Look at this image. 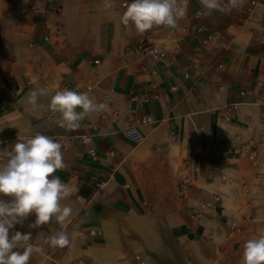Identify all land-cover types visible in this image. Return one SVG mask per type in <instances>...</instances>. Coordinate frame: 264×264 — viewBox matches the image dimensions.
<instances>
[{"label":"crops","instance_id":"1","mask_svg":"<svg viewBox=\"0 0 264 264\" xmlns=\"http://www.w3.org/2000/svg\"><path fill=\"white\" fill-rule=\"evenodd\" d=\"M111 3L0 0V164L18 140L52 137L73 210L63 225L32 227L29 214L9 236L31 233L43 249L29 264H242L264 230V0L202 18L201 0H179L175 29L144 33L121 23L131 0ZM40 88L108 108L68 130L49 95L28 103ZM61 228L69 245L49 247Z\"/></svg>","mask_w":264,"mask_h":264},{"label":"clouds","instance_id":"2","mask_svg":"<svg viewBox=\"0 0 264 264\" xmlns=\"http://www.w3.org/2000/svg\"><path fill=\"white\" fill-rule=\"evenodd\" d=\"M210 14L213 10L223 11L238 6V0H201ZM103 7H113L111 0H104ZM125 11L121 23L125 27H134L138 33H144L154 27L175 29L178 21L186 14V7L179 0H131L124 5ZM49 95L47 110L59 113L58 124L68 130H77L81 122L91 113H99L108 108L106 102H96L87 92L56 89L54 94L44 88L32 90L28 94V103L34 108L43 107L39 97ZM77 109H81L77 111ZM62 145L50 136L36 133L18 140L8 153L5 163L0 164V264H29L32 254L42 253L43 249L30 242L31 233L19 231L9 236L10 229L23 223L29 214H35L32 227L49 224L55 220L65 224L73 210L61 201L71 195L70 187L62 183L53 174L65 168ZM52 177V178H50ZM46 243L51 248H64L70 240L61 228L50 236ZM242 264H264V230L258 236L248 239L242 252Z\"/></svg>","mask_w":264,"mask_h":264},{"label":"built area","instance_id":"3","mask_svg":"<svg viewBox=\"0 0 264 264\" xmlns=\"http://www.w3.org/2000/svg\"><path fill=\"white\" fill-rule=\"evenodd\" d=\"M250 1H251V4H252L253 6H257V5L261 2V0H250ZM203 15H204V13H203L202 10H198V11L196 12V16H197L198 18H202ZM151 53H152L156 58H163V57H164V54H163V53L159 52L157 49H154V48L151 49ZM96 63L98 64L99 61H96ZM150 122H151V118H150L149 116H145V117L142 118V124H147V123H150ZM127 136H128L129 138H131V139H133V140H137V141L140 140V138H141L140 133H139L137 130H135V129H132V130L128 131ZM81 140H82L85 144H90V143H91V140H90V138H89L87 135L83 136V137L81 138ZM90 153L94 154V153H95V149H94V148H91V149H90ZM144 207L147 208V207H148V204H144Z\"/></svg>","mask_w":264,"mask_h":264}]
</instances>
